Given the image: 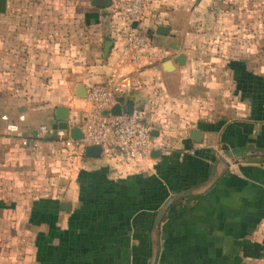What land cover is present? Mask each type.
I'll use <instances>...</instances> for the list:
<instances>
[{"label": "crops", "instance_id": "crops-1", "mask_svg": "<svg viewBox=\"0 0 264 264\" xmlns=\"http://www.w3.org/2000/svg\"><path fill=\"white\" fill-rule=\"evenodd\" d=\"M159 27L177 50L153 44ZM138 30L150 43L133 66L109 6L0 0V71L9 61L15 79L0 81V229L6 218L17 236L24 220L18 264H150L160 209L220 169L167 210L156 264H264V0H149ZM114 73L135 81L118 101L164 147L145 161L75 155L57 135L80 128L78 85ZM4 115L20 122L17 136ZM43 125V139L22 145Z\"/></svg>", "mask_w": 264, "mask_h": 264}, {"label": "built area", "instance_id": "built-area-1", "mask_svg": "<svg viewBox=\"0 0 264 264\" xmlns=\"http://www.w3.org/2000/svg\"><path fill=\"white\" fill-rule=\"evenodd\" d=\"M149 0H113L112 11L120 16L125 23V44L121 55L133 66L141 64L150 43L148 35L142 33L134 23L139 24L148 12ZM135 84L126 74L114 73L106 81L91 85L87 90L85 101L87 109L79 115V126L83 133L81 139H74L66 130L57 131L59 139L72 154L83 155L89 145H99L103 153L109 157L124 155L130 160L145 161L154 150L164 147L153 138V127L144 121L142 115L133 111L119 115L102 112L111 109L118 101V94L125 88ZM26 119L24 114L18 118ZM6 130L10 135L17 136L20 122H14L8 115L3 116ZM49 132L47 126H40L33 136L20 137L24 146L37 143Z\"/></svg>", "mask_w": 264, "mask_h": 264}, {"label": "water", "instance_id": "water-1", "mask_svg": "<svg viewBox=\"0 0 264 264\" xmlns=\"http://www.w3.org/2000/svg\"><path fill=\"white\" fill-rule=\"evenodd\" d=\"M113 0H92V3L96 6H102V7H106V6H110L112 4ZM137 23H134V27H137ZM152 41L153 44L155 46L158 47H164L168 50H177L179 48V41L178 39H175L171 36H169V31L167 28L165 27H159L158 29H156L155 33L152 35ZM111 45L110 41L106 42V52L109 50ZM185 58V55L182 54L180 55L179 62H182V60ZM167 65L171 64V61H167L166 62ZM77 95L79 97H86L87 95V90L85 88V86H83L82 84H79L77 87ZM63 113L62 116V124L61 126L63 128H67L68 124L66 121V113H67V108H63L60 110ZM127 113H132L134 111L132 105L130 104V106L128 107L127 110L124 109V107L120 104L117 103L115 106H113L111 109H105L103 110V114L104 115H108V114H114V115H119L122 114L124 112ZM83 136V133L81 131L80 128H75L72 130V137L74 139H81ZM155 152V150H154ZM85 154L89 157H96V156H100L103 154V149L101 146L99 145H89L86 147L85 150ZM261 154H264V152H261ZM221 170V169H220ZM220 170L217 171L214 176L212 177V179L206 183L203 187L195 189V190H189V191H185V192H181V193H176L175 195H173L169 201H167V203H165V205L160 209V211L158 212L155 222H154V226L152 229V242H153V253H152V259L150 264H156V260H157V250H158V233L161 227V223L162 220L167 212V210L179 199L185 196H190V195H196V194H200L205 192L206 190H208L213 184L214 182L217 180Z\"/></svg>", "mask_w": 264, "mask_h": 264}, {"label": "rangeland", "instance_id": "rangeland-1", "mask_svg": "<svg viewBox=\"0 0 264 264\" xmlns=\"http://www.w3.org/2000/svg\"><path fill=\"white\" fill-rule=\"evenodd\" d=\"M73 2V0H68ZM91 3V0H82V3ZM110 7V6H109ZM68 18V17H67ZM232 29H230V33L228 32L227 37H232ZM2 70L0 71V81L4 84H9L11 81L15 79L13 76L11 77L10 74V62H2ZM6 218L1 222L4 226L0 229V264H18L21 261V256H23L25 248H26V241L27 237L25 236V227L26 224L24 220L18 219V223L16 228L18 231L22 232L19 235L15 236L8 232L9 230V222ZM29 240V239H28Z\"/></svg>", "mask_w": 264, "mask_h": 264}]
</instances>
